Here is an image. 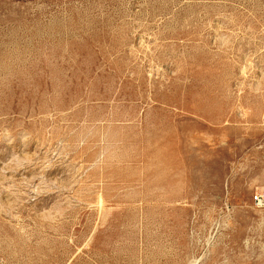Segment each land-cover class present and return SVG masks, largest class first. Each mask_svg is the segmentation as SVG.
<instances>
[{
  "label": "rangeland",
  "instance_id": "rangeland-1",
  "mask_svg": "<svg viewBox=\"0 0 264 264\" xmlns=\"http://www.w3.org/2000/svg\"><path fill=\"white\" fill-rule=\"evenodd\" d=\"M0 264H264V0H0Z\"/></svg>",
  "mask_w": 264,
  "mask_h": 264
},
{
  "label": "built area",
  "instance_id": "built-area-1",
  "mask_svg": "<svg viewBox=\"0 0 264 264\" xmlns=\"http://www.w3.org/2000/svg\"><path fill=\"white\" fill-rule=\"evenodd\" d=\"M254 199H255V201L259 202V197L258 196H256Z\"/></svg>",
  "mask_w": 264,
  "mask_h": 264
}]
</instances>
